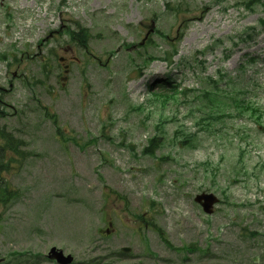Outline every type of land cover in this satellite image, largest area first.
Segmentation results:
<instances>
[{
  "label": "rangeland",
  "instance_id": "374dc122",
  "mask_svg": "<svg viewBox=\"0 0 264 264\" xmlns=\"http://www.w3.org/2000/svg\"><path fill=\"white\" fill-rule=\"evenodd\" d=\"M245 1L0 0V53L12 62H0V128L22 139L28 153L6 174L18 194L0 205V259L3 243H18L38 255L36 264H54L44 257L51 246L75 264H264V115L258 125L227 106L229 116L199 130L210 109L195 93L152 102L148 88L159 90L169 78L199 91L204 76L222 70L244 91L240 99L264 111V7L249 11L240 6ZM75 23L88 30L89 52L107 60L104 66L68 38ZM121 43L137 46L126 51ZM169 45L176 55L165 62ZM138 53L150 55V64ZM59 57L70 61L64 82ZM41 59L48 61L44 71ZM41 106L80 146L91 137L97 142L83 149L60 143ZM160 115L167 119L162 145L154 156L140 155ZM179 125L193 134L186 146L172 141ZM208 191L221 201L207 217L192 198ZM140 214L188 251L167 248L143 228ZM121 247L130 252L121 257ZM30 252L11 264H33Z\"/></svg>",
  "mask_w": 264,
  "mask_h": 264
},
{
  "label": "water",
  "instance_id": "95a60500",
  "mask_svg": "<svg viewBox=\"0 0 264 264\" xmlns=\"http://www.w3.org/2000/svg\"><path fill=\"white\" fill-rule=\"evenodd\" d=\"M201 200L204 201L202 203L204 210L206 212H210L209 207L214 202V199L211 196H204V195L196 198L197 202H200ZM49 257L56 259V261L59 262L60 264H68L71 261V257L69 256L63 257L61 252H56L54 249H51Z\"/></svg>",
  "mask_w": 264,
  "mask_h": 264
},
{
  "label": "trees",
  "instance_id": "16d2710c",
  "mask_svg": "<svg viewBox=\"0 0 264 264\" xmlns=\"http://www.w3.org/2000/svg\"><path fill=\"white\" fill-rule=\"evenodd\" d=\"M78 31H79V33H77V34L79 35V37L82 38V40H84V38L86 37L85 32L82 29H78ZM163 90H166V88H163ZM167 93H169V92H167V91H163L162 92V94H167ZM171 93H173V92H171ZM206 96L208 97L209 95L206 94ZM157 143H158V140L156 138L151 139L149 141V143H148L149 144V147H147V148H145L143 150L144 153L151 154L152 151L154 150V147H156ZM13 150H14V147H13Z\"/></svg>",
  "mask_w": 264,
  "mask_h": 264
}]
</instances>
